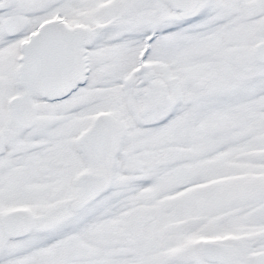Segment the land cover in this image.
Returning a JSON list of instances; mask_svg holds the SVG:
<instances>
[{
  "label": "snow or ice",
  "instance_id": "6c2138e0",
  "mask_svg": "<svg viewBox=\"0 0 264 264\" xmlns=\"http://www.w3.org/2000/svg\"><path fill=\"white\" fill-rule=\"evenodd\" d=\"M0 264H264V0H0Z\"/></svg>",
  "mask_w": 264,
  "mask_h": 264
}]
</instances>
